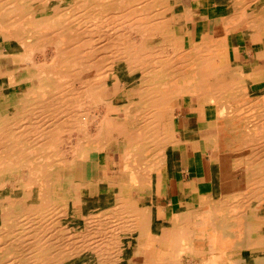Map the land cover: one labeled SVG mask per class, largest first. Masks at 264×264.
<instances>
[{"label": "bare ground", "instance_id": "obj_1", "mask_svg": "<svg viewBox=\"0 0 264 264\" xmlns=\"http://www.w3.org/2000/svg\"><path fill=\"white\" fill-rule=\"evenodd\" d=\"M217 1L224 22H252L244 0ZM175 4L0 0V264H138L153 246L152 264H264L262 95L214 68L216 38L179 45ZM185 98L216 106L207 138L238 189L188 204L184 185L167 220L162 170L192 140L177 137Z\"/></svg>", "mask_w": 264, "mask_h": 264}, {"label": "crops", "instance_id": "obj_2", "mask_svg": "<svg viewBox=\"0 0 264 264\" xmlns=\"http://www.w3.org/2000/svg\"><path fill=\"white\" fill-rule=\"evenodd\" d=\"M244 3L247 5L246 12L252 15L254 21L244 22L245 18L240 19L242 15H237L233 24L232 20L229 23L223 21L226 7L221 1L178 2L175 4L173 13L175 14L174 18L180 20L181 26L176 24L178 20H173L172 27L174 31L180 29L184 42H182V46L187 49L194 46L197 48L201 45L200 42L213 41L216 38L215 43L218 46L216 45L214 54L216 61L214 68L227 70L224 74L227 76V80L239 82L238 84L245 86L244 88H247L250 94L262 95L261 98L264 101V0H244ZM223 8H225L224 11H222ZM182 11H186L184 13L186 15H182ZM174 37L181 45L177 35L174 34ZM226 76H224L225 79ZM196 100L198 99L191 101L185 98L181 108L174 112L175 123L181 130H178V139L184 138L183 132L187 128L192 140L190 139V143L187 145L179 144V147L174 149L180 167H178V171H174L171 177L167 173L166 181H163L164 187L160 201L168 200L161 206L164 207V213L170 212V215L180 206L178 199L184 195L180 188L184 185L196 189L191 193L188 192V196L184 197V202L188 204L198 203L197 200L200 197H202L201 199L207 198L221 183L226 189L233 186V179L228 176L227 154L224 150L217 149H223V142L218 140L216 146L207 138L217 129V108L204 99L200 102Z\"/></svg>", "mask_w": 264, "mask_h": 264}, {"label": "rangeland", "instance_id": "obj_3", "mask_svg": "<svg viewBox=\"0 0 264 264\" xmlns=\"http://www.w3.org/2000/svg\"><path fill=\"white\" fill-rule=\"evenodd\" d=\"M183 2H188L189 0H182ZM208 2H211L212 0H207ZM178 2H180V0H176V3H178ZM246 7H247V5H246ZM224 9L225 8H223L222 9V11H224ZM170 14H168L167 16H169ZM175 20H178V19H175ZM177 25L179 24H181L180 23V20L176 23ZM181 26V25H180ZM170 32H173L175 35H177V37L180 39V44H181V46H182V42H183V36L181 35V33H180V29L178 30H175L174 31V29H172V30H170ZM176 37V36H175ZM154 42H156L155 40H154ZM184 43V42H183ZM155 45H158V43L156 44V43H154ZM2 51V49L0 48V52ZM4 63H5V61H4ZM12 78H11V73H10V78H9V82L10 83H12ZM25 86L26 85H24V84H21V85H19V86H17L15 89H14V91H15V93L16 94H18V93H21V92H23V90H24V88H25ZM135 88L137 89V88H139V86L138 85H136L135 86ZM19 90V91H18ZM263 103V102H262ZM264 104V103H263ZM110 147L112 148V145H110ZM115 153V152H114ZM108 155L110 156L111 155V152H109L108 151ZM115 157H117L116 155H115ZM92 163H98L99 164V169H100V173L102 172V171H106V168H105V166H107L108 167V169L107 170H109V166L107 165V164H109L110 162L106 159V157H102V158H99L98 160L97 159H93V161H92ZM106 164V165H105ZM78 170V172L80 171L79 169H77ZM110 171V170H109ZM22 175H23V173H22ZM162 175H163V181H166V178H167V172H166V170H162ZM237 183H238V179H235V180H232V185L233 186H235V189L233 190V191H235V190H237L238 189V185H237ZM82 191H84V189L82 188ZM163 202H166V200H164V199H162L161 201H160V205L163 203ZM166 214V216H167V220H169V217H170V212H167V213H165ZM160 246H163V245H160ZM158 251H159V249H158V247H155V246H153L152 248H150L146 253H145V256H142V257H140V258H138L137 260H136V262L138 263V264H140V263H143V262H145V264H152V262L148 259V257L149 256H156V254L158 253ZM162 251V250H161ZM259 251H261L260 249H258V250H255V251H253V252H259ZM258 254V253H257ZM233 255H231V257H232ZM236 256V255H235Z\"/></svg>", "mask_w": 264, "mask_h": 264}]
</instances>
